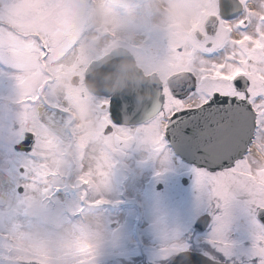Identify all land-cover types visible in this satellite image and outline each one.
<instances>
[{
  "label": "flooded vegetation",
  "instance_id": "obj_1",
  "mask_svg": "<svg viewBox=\"0 0 264 264\" xmlns=\"http://www.w3.org/2000/svg\"><path fill=\"white\" fill-rule=\"evenodd\" d=\"M225 4L226 0H67V7L53 9L51 0H0V174L6 176L10 185L6 196H2L4 203H19L24 210L22 217L39 220L57 232L63 222L81 231L80 223L98 216L106 221L108 213L120 214L124 210L133 211L132 220L135 213L142 212L143 220L145 208L136 202L140 198L124 188V180L134 173L119 166L123 157L118 154L117 141L115 146L108 144V136L115 135L124 125L111 121L105 103L109 98L87 88L86 68L90 62L121 47L132 54L144 74L155 73L164 86L171 74L184 71L179 57L185 54L197 62L221 61L239 50L234 42L244 35L259 38L264 34V0H227L228 7ZM65 16H70L77 25L74 37L61 30L59 21ZM135 36L141 39L136 40ZM45 42L47 55L37 50ZM60 63L77 64L69 80L76 75L78 82L71 83L70 90L65 87L61 90L57 84ZM77 87L82 88L76 90ZM41 102L49 107L61 106L68 115L70 136L65 140H60L38 118ZM74 126L80 127L78 130L84 128L83 138L72 130ZM29 136L33 139L32 150L25 151L23 142ZM96 143L119 157L113 167L114 188L106 187L114 193L100 186L92 173L81 166L87 160L95 161ZM254 147L264 155V139L254 141ZM190 167L189 179L193 174ZM123 169L127 170L125 178ZM170 185L159 183L157 192ZM217 202L215 194L207 229L216 217L217 208L213 207ZM237 206L230 204L227 212H233ZM239 212L242 218L226 222L233 229L230 236L240 240L235 242L238 250L246 242L258 243L262 237L258 234H264L263 230L257 235L249 232L251 220L243 208ZM143 225L135 229L137 235L143 234ZM205 231L182 232L180 246H118L105 252L99 264H169L175 258L170 249L187 247L188 251H199L223 261L218 248L203 240ZM9 247L5 255L20 254L19 259L13 256L12 259L21 264L34 255L28 249L18 251ZM242 259L243 264H249L248 257L224 262L239 264Z\"/></svg>",
  "mask_w": 264,
  "mask_h": 264
},
{
  "label": "snow or ice",
  "instance_id": "obj_2",
  "mask_svg": "<svg viewBox=\"0 0 264 264\" xmlns=\"http://www.w3.org/2000/svg\"><path fill=\"white\" fill-rule=\"evenodd\" d=\"M50 6L67 7V0H51ZM225 6L228 7L227 0ZM76 29L71 17L65 16L61 30L74 37ZM234 44H238L239 50L221 61L197 62L187 54L179 57L184 65L183 79L165 84L160 90L162 100L149 131L157 150L167 151L171 156L174 149L193 158L197 186H207L215 192L217 212L230 204L239 205L253 226L264 227V222L259 220V213L264 210V165L254 166L249 159V146L264 139V34L259 38L246 34ZM37 50L47 55V42ZM119 99V104L113 99L105 101L114 125L119 124L124 105L130 111L138 104L150 102L140 100L135 94ZM32 145L29 136L23 142L25 151H31ZM217 231L223 232V236L217 239L213 233L208 243L217 247L226 259L232 261L240 255L247 256L249 264H264V237H259L255 244L245 243L252 244V251L242 247L240 252H235L234 243L226 235L227 226L221 224ZM4 249L0 242V252ZM72 249L77 264H92L94 249L86 237L76 241ZM188 250V247L172 248L169 252L174 254L175 264H199L195 256L185 259ZM4 260L0 255V262ZM7 264H21V261L9 257ZM23 264H42V261L25 258ZM239 264H243V259Z\"/></svg>",
  "mask_w": 264,
  "mask_h": 264
},
{
  "label": "rangeland",
  "instance_id": "obj_3",
  "mask_svg": "<svg viewBox=\"0 0 264 264\" xmlns=\"http://www.w3.org/2000/svg\"><path fill=\"white\" fill-rule=\"evenodd\" d=\"M63 20L59 22L62 23ZM75 65L77 64H59L60 72L57 84L62 88L61 90H63V87L68 90L72 87L69 74ZM81 88L77 87L75 89L80 90ZM99 100L101 102L102 99ZM154 121L138 126H124L117 130L115 135L111 134L108 136L109 145L115 146L117 141L118 154L122 155V160L119 159L117 154H113L110 149H105L100 143H96V149L94 150L95 161H89L85 158L87 161L81 165L92 173L100 186L108 189L114 188L116 180L113 171L115 169V161L118 159L119 166L122 165L124 168H129L134 173L130 179L124 180L126 182V187L124 188L128 189L129 194H135V198H140L136 199V202L145 208L143 210L144 221H141L145 228L143 234L138 236L139 239L134 237L132 233L134 229H138L139 222L137 223V221L140 215L135 213V218L132 220L133 211L124 210L120 214L108 213L106 221L102 216L93 217L88 223H80L81 231L78 228H74L71 224L68 227L67 222H63L60 226V233L39 220L33 218L25 219L22 217L24 213L23 207L19 203L17 205L4 203L2 196H6L5 193L9 191L10 185L7 183L6 176L1 172L0 242L5 245V249L2 252H6L11 245V247H15L13 249L18 251L28 249L34 252V255L28 257L39 258L42 264H77L72 245L79 241L81 237H86L94 249L92 264H99L105 252H110L111 249L118 246L169 247L182 245V232L186 231L189 234L195 231L193 227L194 220L201 213L211 209V201L215 194L212 191H208L207 186H197L194 171L189 179L190 164L187 166L176 165L167 151L157 150L153 136L149 131ZM77 128L80 127L74 126L72 130L83 138L84 134H86L82 131L84 128L81 130ZM68 136H70L69 131ZM60 140L62 139L60 138ZM87 154L89 155V153ZM250 157L254 166L264 165L259 159L252 157L251 154H249ZM126 171V169H123L124 178L126 177ZM182 179L189 180L187 183H183ZM167 182L171 183V185L163 187L162 191L157 192L158 184L162 183L164 185ZM108 189V192H115ZM181 194L185 195L181 197ZM213 208H216V205ZM228 208L229 206L227 208L221 207V210L216 212L213 224L202 235L203 240L208 241L213 233H215L217 239L221 238L223 232L217 231L221 224L227 226V238L234 245L239 240V238L230 236V231L233 229L228 227L226 222L242 218L239 212L242 207L237 206L231 213L227 212ZM244 218L247 220L246 217ZM112 222L116 226L111 227ZM247 230L257 235V232L260 230L264 231V228L251 225ZM135 233L137 232L135 231ZM258 236L264 237V234H258ZM240 239L245 243L244 238ZM252 244L243 245L242 247L248 251L247 248H252ZM240 250L234 249L235 252H240ZM0 255L5 257L3 262L8 261V258H12V256L16 259L21 257L20 254L5 255V253H1ZM222 258L226 259L224 255ZM235 258L242 257L237 255ZM243 258L247 257L244 256Z\"/></svg>",
  "mask_w": 264,
  "mask_h": 264
},
{
  "label": "water",
  "instance_id": "obj_4",
  "mask_svg": "<svg viewBox=\"0 0 264 264\" xmlns=\"http://www.w3.org/2000/svg\"><path fill=\"white\" fill-rule=\"evenodd\" d=\"M183 72L173 73L167 78L168 84H174L183 79ZM86 86L99 95H105L113 99L117 104L125 95L135 94L140 100H149L147 104H138L132 110L127 109V105L121 109L118 118L119 124H138L154 116L157 112L158 104L162 100L159 95L162 89V82L155 73L145 75L136 65L132 54L125 48H115L103 57L89 64L85 73ZM78 81L77 76L72 82ZM181 159L192 164L193 158L184 153L174 150ZM160 186V185H159ZM259 218L264 222V210L260 211ZM211 216L209 213L201 214L195 221V228L204 230ZM185 259L195 256L199 264H227L214 260L199 251H187ZM170 264H175L173 259Z\"/></svg>",
  "mask_w": 264,
  "mask_h": 264
},
{
  "label": "bare ground",
  "instance_id": "obj_5",
  "mask_svg": "<svg viewBox=\"0 0 264 264\" xmlns=\"http://www.w3.org/2000/svg\"><path fill=\"white\" fill-rule=\"evenodd\" d=\"M162 6V5H160ZM136 40H140L141 36H135ZM38 118L47 125V127L62 140H65L68 136L67 126L69 123V117L60 109H52L41 103L37 108ZM250 152L259 159L264 164V157L251 145ZM173 161L176 165L187 166L188 162L181 159L179 155H176L174 151H172L171 155Z\"/></svg>",
  "mask_w": 264,
  "mask_h": 264
},
{
  "label": "trees",
  "instance_id": "obj_6",
  "mask_svg": "<svg viewBox=\"0 0 264 264\" xmlns=\"http://www.w3.org/2000/svg\"><path fill=\"white\" fill-rule=\"evenodd\" d=\"M204 247H206V246H204Z\"/></svg>",
  "mask_w": 264,
  "mask_h": 264
}]
</instances>
